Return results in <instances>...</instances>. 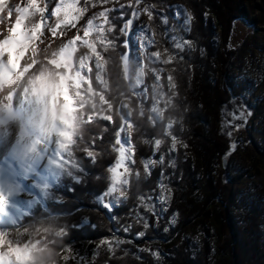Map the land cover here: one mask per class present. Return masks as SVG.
Wrapping results in <instances>:
<instances>
[{"label":"trees","instance_id":"trees-1","mask_svg":"<svg viewBox=\"0 0 264 264\" xmlns=\"http://www.w3.org/2000/svg\"><path fill=\"white\" fill-rule=\"evenodd\" d=\"M128 2L119 0L115 3L114 0L109 5L119 8L120 4ZM176 2L185 7L174 6ZM143 3L155 5L150 24L157 44L149 46V50L168 48L170 52H176L172 36L191 41V47L179 52L173 64L153 65L165 68V76L170 71L177 84L175 108H170L165 116L178 121L172 132L187 147L178 145L177 151L169 152L170 140L163 135L162 129L137 119L134 112L133 119L137 123L132 133L135 164L130 165L132 175L129 184L124 186L126 198L120 197L117 202L114 195L104 196L111 186L108 169L118 158L112 150L115 128L107 125L105 131L106 122L102 120L87 125L81 148L88 147L93 137L103 136V139L95 140L92 148L97 152L95 161L84 151H76L82 168L77 173L80 180L60 183L55 180L50 196L44 195L45 203L35 202L19 226L7 230L23 228L41 214L57 215L61 223L69 225V234L59 248L61 252L65 248H76L83 250L86 257L92 253L93 258L100 241L113 242L114 254L106 245L101 246L99 255L92 259L93 264H261L264 195L250 187H238L241 178L250 174L249 169L227 170L225 156L230 147L222 119L231 100L243 97L254 84V80L241 78L233 72L235 57L249 45L244 42L238 49L229 48L234 23L244 19L256 29L263 28L264 0H143ZM177 10L181 11L179 17L174 15ZM131 11L127 9L128 15L123 20L113 21L116 31L112 37L117 41V49L106 54L114 85L113 95L118 82L115 64L119 53L124 51L122 41H130L133 59L139 55L132 26L127 37L119 33ZM189 13L191 22L185 24ZM111 15L119 17V12ZM165 17L167 24L163 23ZM146 81L150 87L153 83L151 74ZM162 83L164 91H169L166 79ZM129 102L134 109L138 108L136 97ZM116 119L118 121V117ZM157 138L164 141L158 152L152 143H144ZM255 151L264 165V143H256ZM161 155L164 163L156 164L151 168V175H147L142 161L158 159ZM173 160L175 167L171 166ZM161 182L170 189L166 204L157 199ZM141 197L145 198L143 203ZM104 204L109 207L105 208ZM145 204L154 205L155 211H148ZM173 216L175 224L170 222ZM145 222L149 225L147 228ZM190 227H200L202 235L188 234ZM141 231L145 233L143 237L138 235ZM116 239L124 243L116 245ZM154 252H159V257L154 256Z\"/></svg>","mask_w":264,"mask_h":264},{"label":"snow or ice","instance_id":"snow-or-ice-1","mask_svg":"<svg viewBox=\"0 0 264 264\" xmlns=\"http://www.w3.org/2000/svg\"><path fill=\"white\" fill-rule=\"evenodd\" d=\"M113 2L114 0H0V26H3L0 27V87H15L21 83L40 67V59L43 58L50 68L43 69L33 78V91L39 95L40 103L46 108L51 106L53 116L62 100L61 110L65 114L80 115L86 125L102 120L106 122L105 131L107 125L114 126L112 150L117 153L118 158L114 166L108 169L111 186L104 196L116 194L119 202L120 197L126 198L124 186L129 184V177L132 175L130 165L135 164L132 133L136 130L137 123L133 119L134 112L137 119L162 129L163 135L170 140L169 152L177 151L178 145L187 147L172 132L178 121L165 116L170 108H175L177 84L170 71L165 76V68L153 65L173 64L179 52L185 47H191V41L172 36L176 52H170L168 48L163 51L149 50V46H155L157 41L151 25H147L142 28L143 35L137 38L140 55L135 59L129 51L130 41H122L124 51L119 53L115 64L118 82L113 95L114 85L109 75V57L106 55L117 49V41L112 37L116 31L113 21L123 20L128 15L127 9H132L129 18L124 20L119 29L120 35L127 37L134 19L146 14L151 20L154 18L155 9V5L141 8L143 0H129L126 5L120 4L119 8L107 7ZM115 3H119V0H115ZM98 6H102V10L86 15L90 9ZM113 12H119V17L112 16ZM174 15L181 16V11H175ZM191 19V14H187L184 23H190ZM163 23H168L166 17L163 18ZM69 30L74 31L64 39ZM149 74L153 79L150 87L146 81ZM165 79L169 91H164L165 85L162 81ZM132 97L139 101L138 108L134 109L129 102ZM232 116L234 120L246 118L244 111L238 115L233 113ZM96 139H103V136L93 137L88 147L83 150L93 162L97 156V152L92 150ZM144 143H152L158 152L164 141L157 138L154 141L145 140ZM232 148L235 149V144ZM158 163H164L163 155L158 159L142 161L145 173L151 175V168ZM171 166L175 167L174 160ZM135 175L139 177V172ZM159 188L157 199L161 204H166L170 199V189L163 182ZM140 199L143 203L145 198ZM100 200L103 202V197ZM0 201H7L2 191ZM103 206L109 207L108 204ZM145 207L150 212L155 211L154 205L145 204ZM170 222L176 223L175 216ZM148 226L145 222L144 227ZM22 232V228L0 229V264H9L12 257L28 247L29 240L26 235L23 239H17ZM138 235L143 237L145 233L141 231ZM121 243L124 241L115 240L116 245ZM105 245L114 254L113 242L102 240L93 253V259L99 255V248ZM153 255L159 257V252H154ZM61 256L64 264H89L87 257L74 253L71 248L63 249Z\"/></svg>","mask_w":264,"mask_h":264},{"label":"clouds","instance_id":"clouds-1","mask_svg":"<svg viewBox=\"0 0 264 264\" xmlns=\"http://www.w3.org/2000/svg\"><path fill=\"white\" fill-rule=\"evenodd\" d=\"M48 68L50 66L41 58L40 67L21 83L15 87H0V136L3 138L0 152H11L21 164L26 165V173H45L46 170L39 177L41 183L37 184L45 196H50L53 187L49 182L50 177L58 183L80 180L77 173L82 168L75 152L84 150L81 143L87 130L80 115L65 114L61 110L62 100L56 107L55 116L51 106L46 108L40 103L39 95L33 91L32 80ZM49 147L54 148L55 152L45 161L44 150ZM6 203L0 201V208L4 209ZM22 229L17 239H23L26 235L28 247L12 257L9 264H62L59 248L63 238L69 234L67 223H61L57 215L41 214Z\"/></svg>","mask_w":264,"mask_h":264},{"label":"rangeland","instance_id":"rangeland-1","mask_svg":"<svg viewBox=\"0 0 264 264\" xmlns=\"http://www.w3.org/2000/svg\"><path fill=\"white\" fill-rule=\"evenodd\" d=\"M176 7L184 8L185 6L176 2L173 4ZM147 6L146 3L141 4V8ZM111 7V5H107ZM102 10V7H97L96 9L90 10L86 15H91L93 11ZM51 23V21H49ZM151 25L150 20L146 14H141L139 18L136 19L134 25H132L133 37L137 42V54L140 55V47L138 36L143 35L142 28ZM263 28L256 29L252 25L248 24L244 19H237L234 23V28L231 34L229 48L238 49L243 45L244 42H249V45L245 46L241 53H239L235 59V65L233 72L239 75L241 78L248 77L250 80H254V84L250 86L248 90L245 91L243 97L233 98L229 105L224 109V115L222 119L223 131L227 137L229 143V153L225 156L226 158V168L227 170L233 168L250 170L248 176H244L240 180L238 187H250L257 193H262L264 195V165L258 160V154L255 151L256 143H264V25ZM151 29L153 27L151 25ZM74 30H69L64 39L71 36ZM245 112V119L234 120L232 114L237 115L241 112ZM238 126V127H237ZM235 144V149L232 145ZM44 159L46 160L48 156L53 155L55 152L54 148L49 147L44 150ZM14 167H17V163L13 161ZM13 162H8V168ZM122 171V169H121ZM40 176L42 174L37 171ZM7 176L2 177L5 180ZM15 181H22V186L25 190L33 191L35 186H30V180L24 179L21 175L14 177ZM39 182H41L39 180ZM49 182L53 184L55 179L49 178ZM35 193L34 195H36ZM117 195L114 194V198ZM22 199V200H21ZM18 199L20 203V208H22L23 213L17 215V220L14 222L3 221L0 223V229L7 230L12 227L19 226L20 220L24 215L31 209L32 205L37 201L45 202L44 194L35 199H25L24 195ZM115 200V199H114ZM116 201V200H115ZM113 203V200H112ZM200 227H190L188 229V234L196 235L201 233ZM264 246V245H263ZM83 250L73 249L74 253H78L81 256H85ZM88 258L89 264L92 262V253L89 254ZM86 257V256H85ZM261 264H264V249L261 256ZM62 264L64 262L62 261ZM72 264V262H69Z\"/></svg>","mask_w":264,"mask_h":264},{"label":"bare ground","instance_id":"bare-ground-1","mask_svg":"<svg viewBox=\"0 0 264 264\" xmlns=\"http://www.w3.org/2000/svg\"><path fill=\"white\" fill-rule=\"evenodd\" d=\"M13 2H16V0H13ZM2 143L3 138L0 136V144ZM13 161L17 163V167L13 166ZM45 161H47V159ZM8 162H13L10 165V169L7 165ZM25 167L26 165L21 164L17 158L11 154V152H8L7 154L0 152V191H2L7 200V203L4 205L3 212L0 213V223L3 221L14 222V220H17V215L23 213L22 208L19 206L21 202L18 203V199H21L22 195H24L25 199L31 200L42 195V192L37 187V184L41 183L39 182L40 174L37 172L26 173ZM18 175H21L24 179L30 180V186L32 187V185H34L35 189L32 192L25 190L22 186V181L18 180L16 182L14 179V177L17 178ZM5 176L7 177L3 180L2 177ZM35 193L37 194L34 195Z\"/></svg>","mask_w":264,"mask_h":264}]
</instances>
